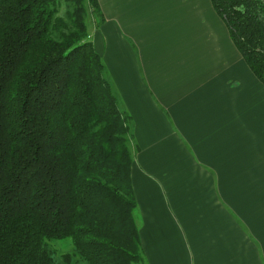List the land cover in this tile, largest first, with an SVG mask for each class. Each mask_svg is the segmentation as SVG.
Wrapping results in <instances>:
<instances>
[{"label": "crops", "instance_id": "obj_1", "mask_svg": "<svg viewBox=\"0 0 264 264\" xmlns=\"http://www.w3.org/2000/svg\"><path fill=\"white\" fill-rule=\"evenodd\" d=\"M102 3L94 42L130 116L142 264H264V84L210 0Z\"/></svg>", "mask_w": 264, "mask_h": 264}, {"label": "trees", "instance_id": "obj_2", "mask_svg": "<svg viewBox=\"0 0 264 264\" xmlns=\"http://www.w3.org/2000/svg\"><path fill=\"white\" fill-rule=\"evenodd\" d=\"M68 2L66 21L60 0H0V264H138L130 116L89 39L99 1ZM210 2L264 84V0Z\"/></svg>", "mask_w": 264, "mask_h": 264}, {"label": "rangeland", "instance_id": "obj_3", "mask_svg": "<svg viewBox=\"0 0 264 264\" xmlns=\"http://www.w3.org/2000/svg\"><path fill=\"white\" fill-rule=\"evenodd\" d=\"M111 6H113V4L110 5V4L102 3V10H103V11L101 10L102 15H100L99 13H94L89 9V12L87 15V24H88V30H89L88 32H89V36H90L89 39L94 44L95 49H96V45L94 42V38L97 40L100 33H101L100 28H99L100 25L103 24L105 18H112L110 14L113 11L111 9H108ZM69 9H70V7H69L68 0H60L58 16L62 17L63 19H66V21H67L68 20L67 12L69 11ZM97 48H98V46H97ZM97 52H98V50H97ZM135 216H136L137 220L140 219V214H138L137 211H136ZM137 225H138V223H137ZM138 228H140L139 225H138ZM139 232H140V229H139ZM140 237H141V235H140ZM46 244H47L48 249L53 253V256H54L56 262L63 263V256L66 254H72L74 252V243H73L71 238L60 239V240H51V241H48ZM143 260H144V253H143ZM142 263L143 262L138 263V264H142ZM72 264H86V262L83 261L79 257H75L72 260Z\"/></svg>", "mask_w": 264, "mask_h": 264}, {"label": "bare ground", "instance_id": "obj_4", "mask_svg": "<svg viewBox=\"0 0 264 264\" xmlns=\"http://www.w3.org/2000/svg\"><path fill=\"white\" fill-rule=\"evenodd\" d=\"M99 1V0H98Z\"/></svg>", "mask_w": 264, "mask_h": 264}]
</instances>
